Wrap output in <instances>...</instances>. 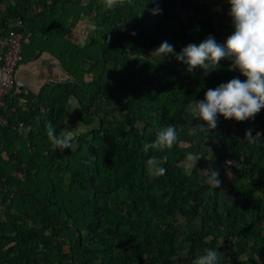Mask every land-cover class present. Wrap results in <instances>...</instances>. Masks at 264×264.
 Wrapping results in <instances>:
<instances>
[{
    "label": "trees",
    "instance_id": "obj_1",
    "mask_svg": "<svg viewBox=\"0 0 264 264\" xmlns=\"http://www.w3.org/2000/svg\"><path fill=\"white\" fill-rule=\"evenodd\" d=\"M217 1L214 11L202 0H125L111 10L104 0H0V34L17 19L23 40L35 21L46 40L55 35L53 22L69 33L84 19L86 30L83 47L62 35L68 45L58 57L49 52L64 66L59 56L69 61L82 51L78 71L64 66L71 80L36 95L4 96L0 264H192L208 249L221 252L218 264H264V108L246 121L218 117L215 130L192 135L188 104L245 78L228 70L229 61L189 73L171 57L152 55L164 41L177 53L209 35L223 44L234 29L225 19L227 0ZM157 4L162 12L152 15ZM72 97L75 117L93 127L74 149L53 151L47 126L62 130ZM169 125L178 133L174 146L145 154L143 144ZM248 129L261 142L249 143ZM190 152L201 159L189 173ZM150 156L167 157L163 176L148 173ZM210 162L233 169L214 190L199 171Z\"/></svg>",
    "mask_w": 264,
    "mask_h": 264
},
{
    "label": "clouds",
    "instance_id": "obj_2",
    "mask_svg": "<svg viewBox=\"0 0 264 264\" xmlns=\"http://www.w3.org/2000/svg\"><path fill=\"white\" fill-rule=\"evenodd\" d=\"M125 0H104L106 9L122 6ZM228 15L232 18L233 32L223 44L217 43L212 35L202 42L189 44L178 53L174 46L164 41L155 49L156 55L163 61L171 57L187 65L186 71L192 73L196 68L216 70L221 61H229L228 70H236L245 79L232 78L214 89H208L202 100L190 102L187 111L196 121L191 127V134L208 133L218 126V117L225 120L246 121L253 119L264 108V0H227ZM162 12L157 4L151 9L152 15ZM135 33H133L134 35ZM202 122V123H201ZM57 134L56 129L49 124L47 137L52 150H66L75 148V140L80 133L87 132L93 125H81L78 130L67 126ZM261 133L248 129L245 138L249 143L261 142ZM178 140L175 126L169 125L156 133L153 142L144 143L142 151L147 154L150 150L165 151L171 149ZM212 157L211 147H204ZM201 159L199 153H188L185 157L186 170L190 173L197 169V162ZM167 157L150 156L146 160L148 173L153 177L163 176L166 169L162 166ZM204 183L211 189L221 187L220 173L211 166L199 170ZM223 192V190L221 189ZM221 252L217 249H208L196 257L192 264H218Z\"/></svg>",
    "mask_w": 264,
    "mask_h": 264
},
{
    "label": "rangeland",
    "instance_id": "obj_3",
    "mask_svg": "<svg viewBox=\"0 0 264 264\" xmlns=\"http://www.w3.org/2000/svg\"><path fill=\"white\" fill-rule=\"evenodd\" d=\"M208 2H209V6L211 7V9H213L214 11L219 8V2L217 0H208ZM168 11H169V13H176V14L181 15V16L185 15V10H183V9L169 8ZM214 17H215V15H214ZM225 19H226L227 23H232V18L228 14H225ZM56 26H57L56 22H53L52 28L54 30H56L55 35L53 38L46 40L45 37L42 36L43 34H42V31L40 30V21L34 22V25L31 28L32 32H29V33L27 32V36L22 43V54H21L22 61L19 63L17 70H19L20 65H22L23 63H26L30 60L31 54L36 53V51H38V50H44L46 52L51 51V53L53 52L55 54V56L58 57V55H60L59 52L62 51V49L65 48V46L68 45L61 38L62 35H64V38H68L71 42L76 43L78 48L81 46L83 47V39H81V41L75 42L72 38L67 37L71 31L68 33L65 31L64 28H61L60 30H58V28L56 29ZM45 35H48V34H45ZM79 51L80 50H78L77 54L75 56H72L73 58L70 59L69 61H68V58H66L65 56L64 57L59 56L60 59L63 61L64 66H66V67L70 66L72 70L74 68H76V70L78 71L77 67L80 66V64L78 63L80 61L79 55L82 54V51H80V53H79ZM77 63H78V65H77ZM80 75H81V73L78 74V72H76V76L81 77ZM83 78H84V76H83ZM113 79L114 78H111V77L109 78V80H113ZM14 80H15V84H14V88H13V93L15 94L18 92L17 85L20 83L19 82L20 80L17 79V72L14 75ZM57 90L58 89H55L53 92H56ZM7 94L11 95L10 92H7ZM16 97H17V95L15 96V99H14L15 102H17ZM76 109H77L76 99L74 97H72V101H71L70 106H69L70 115L67 118V126L68 127H74V130H78L79 127L81 125H83L80 122L78 123L74 118V114H75ZM108 110L110 111V113H115V111H116L115 108H112V107L108 108ZM75 123L77 124V126L75 125ZM75 146H76V143H75ZM185 165H186V162H185ZM203 168H207V167L203 166L200 169H203ZM215 169H217L219 171L221 179L229 180V178L231 177V174L233 172L232 166H226V167H222V168L218 167ZM201 180H202V177H201ZM223 193H225L224 189H223ZM178 218L181 221L183 220L180 216Z\"/></svg>",
    "mask_w": 264,
    "mask_h": 264
},
{
    "label": "crops",
    "instance_id": "obj_4",
    "mask_svg": "<svg viewBox=\"0 0 264 264\" xmlns=\"http://www.w3.org/2000/svg\"><path fill=\"white\" fill-rule=\"evenodd\" d=\"M202 1H207V3H209L208 0ZM84 25V19H82V22H79L78 27L72 30V32L69 34L70 38H72L74 41H81V38L83 37L81 34L82 32L86 31L84 30ZM30 57L31 58L28 62L23 63L22 65H20L19 70H16L17 79L20 80V83L17 85V90L23 92L24 95H26V93L28 92L36 95L46 85H53L54 83L71 80L73 78L72 75L64 68L61 61L49 52L38 50L36 51V53L31 54ZM68 73L70 75H68ZM85 78H88V76H86ZM71 101L72 98L69 99L70 103ZM18 103L22 105L24 103V99L19 98ZM69 115L70 112L68 109V115L66 119L69 117ZM74 118L79 123V120L75 117V114ZM75 125L77 126L76 123ZM19 127H22V123H19ZM64 127L65 125L63 123L62 129ZM69 128L71 129L74 127ZM260 224L262 227H264V221H261Z\"/></svg>",
    "mask_w": 264,
    "mask_h": 264
},
{
    "label": "built area",
    "instance_id": "obj_5",
    "mask_svg": "<svg viewBox=\"0 0 264 264\" xmlns=\"http://www.w3.org/2000/svg\"><path fill=\"white\" fill-rule=\"evenodd\" d=\"M22 26L21 19L9 25V31L0 34V107L4 105V96L14 88V75L22 61L23 34L18 30Z\"/></svg>",
    "mask_w": 264,
    "mask_h": 264
},
{
    "label": "water",
    "instance_id": "obj_6",
    "mask_svg": "<svg viewBox=\"0 0 264 264\" xmlns=\"http://www.w3.org/2000/svg\"><path fill=\"white\" fill-rule=\"evenodd\" d=\"M68 75H70V74L68 73Z\"/></svg>",
    "mask_w": 264,
    "mask_h": 264
}]
</instances>
